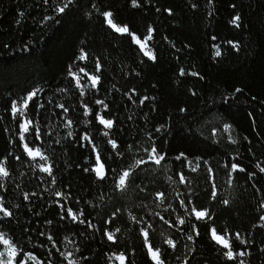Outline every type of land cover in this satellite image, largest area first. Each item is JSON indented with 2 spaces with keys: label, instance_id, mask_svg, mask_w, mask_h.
Wrapping results in <instances>:
<instances>
[{
  "label": "trees",
  "instance_id": "1",
  "mask_svg": "<svg viewBox=\"0 0 264 264\" xmlns=\"http://www.w3.org/2000/svg\"><path fill=\"white\" fill-rule=\"evenodd\" d=\"M63 3L0 0V164L10 173L0 181V197L12 212L11 217L0 213V232L18 249L15 264L26 253L42 264H68L62 254L68 252L78 264H119L120 253L126 264H154L148 244L160 250L164 264H239L241 259L264 264V0H138L139 7L131 0H73L61 14L56 9ZM106 10L142 40L154 29L148 41L154 61L130 35L106 24L101 14ZM237 14L239 27L231 23ZM82 51L85 60L79 59ZM81 68L100 78L83 97L69 75ZM36 90L25 116L14 118L12 103ZM143 97L149 99L141 104ZM38 103L44 105L39 111ZM98 112L115 121L107 137ZM25 118L33 122L25 141L49 157L52 176L36 167L43 161L24 152L19 125ZM68 119L70 129L64 126ZM85 134L91 144L82 140ZM92 144L105 164L104 180L90 170ZM153 145L165 160L136 166V160L148 159L145 149ZM233 163L244 171L230 177ZM129 169L120 191L116 178ZM158 193L164 194L162 203ZM60 204L82 210L85 223L72 221ZM193 207L207 210L210 218L196 219ZM142 228L148 230L147 243ZM212 228L229 238L234 252L249 254L227 259V250L211 238Z\"/></svg>",
  "mask_w": 264,
  "mask_h": 264
},
{
  "label": "snow or ice",
  "instance_id": "2",
  "mask_svg": "<svg viewBox=\"0 0 264 264\" xmlns=\"http://www.w3.org/2000/svg\"><path fill=\"white\" fill-rule=\"evenodd\" d=\"M45 3L48 2V0H44ZM73 2V0H65V3H63L62 5L57 7V12L58 13H64L65 9ZM131 3L133 5V7H139V3L138 0H131ZM93 7H96L95 5H93ZM193 7H195V5H193ZM234 7V6H233ZM169 12V14H171V10H167ZM103 15V17L105 18V22L106 24L113 29L115 32L120 33V34H128L132 37L133 42L139 46V49L143 52V54L145 56H147L150 60H155V55L154 53L147 47L148 45V41L151 40L152 38V32L154 31V29L149 28L148 29V34L144 37L143 40H141L140 37H138L135 33L130 32L129 28L125 25V26H119L117 23L114 22L113 20V13L110 10H106L103 11L101 13ZM22 15V14H21ZM48 19H53L52 17H49ZM239 21H240V16L239 14L235 15L233 20L231 21V23H233L236 27H239ZM233 47L238 48V45L233 44ZM221 55L220 49L217 46L216 47V51H215V56L219 57ZM87 58V54L84 53L82 51L79 59L80 60H85ZM100 70V65L97 62V66H96V72H99ZM79 73H83L84 76L87 77L88 79V83H82V77L79 75ZM79 73L77 72H72L71 69L69 71V75L72 77V79L75 82V87L77 89H79L80 91V96L83 97L85 95V89L86 88H97V86L99 85V81L100 78L98 75L95 74H89L85 69L81 68L79 69ZM181 75H184L183 70H181L180 72ZM39 90L33 91L31 93H29L26 97L22 98V101L18 104L16 102H13L11 105V113L12 116L15 118V116L17 115V113L20 114L21 117L25 116V110L28 108L29 106V102L33 100L34 97L37 96V92ZM63 91V90H62ZM133 94H135V90H132ZM237 92H240V89H236ZM129 99H132V96H129ZM148 97H143L140 101V103H144L145 100H148ZM96 104L98 105H103V110H107V104L104 103L103 100H97ZM84 108V114L85 115H89L91 112V109L86 105H82ZM44 107L43 103H38L37 104V111H39L40 108ZM58 108L62 109L64 113L68 112V108L63 105V104H58L57 105ZM96 119L98 121V123L100 125L103 126V128L106 130L103 132L104 136H109V131L107 130H111L114 126L115 121L113 119L110 118H105L102 114H100L99 112L97 113ZM33 125V122L31 119H27L25 118L23 120V122L19 125L21 132L19 135V139L22 142V146L24 149L25 154L27 155V157L33 161H35L37 158H39L40 161H43L44 163H39L36 165V167L39 168V170L43 173H47L49 176H52V164L49 163V157L44 153V151H42L41 147L39 146H35V147H30L29 146V142L25 141V133L29 132L30 127ZM72 125V121L71 119H68L67 122L65 123V127L66 128H71ZM230 125H225L224 126V130L228 131L230 129ZM35 131H36V139L39 141L41 140V134H40V127L39 124L37 123L35 125ZM215 134V133H214ZM68 135L71 136L72 132L69 131ZM82 140H87L90 144L92 143L91 138L88 134H85L82 137ZM42 142V141H41ZM108 143L111 144L112 149L115 150L118 145L116 143V141L114 139H109ZM92 148L93 151L95 153V162L94 165L91 167V171H93L96 175V177L99 180H104L105 177L107 176V170L105 168V164L103 163V161L101 160V156L99 151H97V146L95 144H92ZM145 151L148 153V159L147 160H136L135 164L136 166H140L142 164H146L149 162L154 163L155 165L159 166L161 164L162 161L165 160V155L158 152L157 148L155 147V145H153L151 147V149H145ZM117 155H120V153H117ZM182 155V154H181ZM179 158V157H178ZM16 159H19V157H16ZM189 164H191V161H189ZM199 165L197 164L196 167H198ZM196 167H194L192 170L195 171ZM244 171L243 168H239V166L235 163H233L231 165V170H230V177H231V173L235 172V171ZM85 171H89V169H85ZM211 168H209V172L211 173ZM261 172H264V168H260ZM131 169L129 170H123L121 173L118 174L116 181H115V186L118 190L123 191L124 188L127 186L128 183V179L131 175ZM10 175L9 171L7 170V168L3 165L0 164V181L8 178ZM254 175V174H252ZM180 182L184 183L186 182V178L184 177V175L181 173L180 174ZM229 183H231V178L228 181ZM52 183H55V179L53 178ZM0 187H3V184L0 183ZM213 198H215L216 192H215V184H213ZM34 195V193H33ZM57 196H63L62 193H57ZM25 199H28V195H25ZM157 199L160 200V202H163L164 199V194L163 193H158L157 194ZM225 204L228 203L227 200L224 201ZM62 211H66L67 215L69 218H71L72 221L74 222H78V223H85V221L83 219H81V217L83 216V211L80 210L79 212H75L73 211V209L71 207H68L65 209V205L64 204H60L59 205ZM181 206L185 207V210L187 211V206L184 204V201L181 200ZM0 213L3 214L4 217H11L12 216V212L6 208L4 206V201L3 198L0 197ZM191 214H194V216L196 217V219H205V218H210V214L207 210H197L195 207L192 208L191 210ZM157 215H159L157 213ZM63 218V217H62ZM136 218L133 217V220H135ZM161 220H163L164 218L161 216L160 217ZM261 220L264 221V216L261 217ZM167 223V221H165ZM49 223H51L49 221ZM89 226H91V222H88ZM180 224L184 223L183 219L179 220ZM171 226V225H170ZM264 226V225H262ZM151 225H148V228H150ZM118 231V230H117ZM141 233L142 235L145 237V241L147 243V237H148V230L147 228H142L141 229ZM198 235V233H197ZM107 237L109 240H113L114 236L111 233L107 234ZM211 238L216 242V244L222 246L224 249H226L227 251H225L223 253V255L229 259V260H233L236 259L237 257H244L246 255H248L249 253H246L244 251H240V252H234L232 250V246L230 243L229 238H226V235H222V234H218L215 228L211 229ZM235 238L237 240H240V242L242 244L247 243V241L243 240L240 236L239 233L235 234ZM48 239L50 241H52V236L49 235ZM189 239H192L191 236H189ZM170 247H175V242L172 239H167L165 241ZM71 243V242H69ZM0 245L3 246V250L0 251V264H15V258L18 254V249L16 247V245L13 243L12 239L10 237H7L4 233L0 232ZM52 247H56V243L55 241H53L52 243ZM57 251H59V249H57ZM148 251L154 261V264H164V262L160 259V250L159 249H153L152 246L150 244H148ZM65 256V259L68 260V264H78V261L75 259H71L72 257V253L68 252V253H62ZM26 259L21 261V264H27V261L30 259L32 261H35V264H42V262L40 260H38L35 256H33L31 253H26L25 254ZM109 259H112V257H109ZM115 259L119 261V264H126V257L123 253H120L119 255L115 256ZM239 264H245V261L243 259L239 260Z\"/></svg>",
  "mask_w": 264,
  "mask_h": 264
},
{
  "label": "rangeland",
  "instance_id": "3",
  "mask_svg": "<svg viewBox=\"0 0 264 264\" xmlns=\"http://www.w3.org/2000/svg\"><path fill=\"white\" fill-rule=\"evenodd\" d=\"M142 40V39H141ZM147 47L149 48V46L147 45Z\"/></svg>",
  "mask_w": 264,
  "mask_h": 264
}]
</instances>
